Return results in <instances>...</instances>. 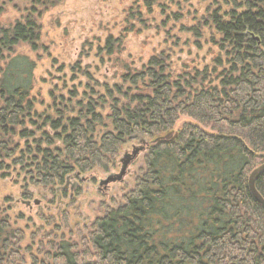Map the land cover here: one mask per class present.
<instances>
[{"label":"trees","instance_id":"obj_1","mask_svg":"<svg viewBox=\"0 0 264 264\" xmlns=\"http://www.w3.org/2000/svg\"><path fill=\"white\" fill-rule=\"evenodd\" d=\"M21 1L26 16L9 28L0 22V171L11 162L34 186L54 190L71 175L111 173L133 139L147 150L133 188L101 204L73 240L40 243L33 264H264V206L249 188L264 164V0H229L227 12L219 7L183 28L197 47L204 40L216 49L203 70L175 76L166 52L141 71L126 65L121 84L103 85L96 99L53 101L56 116L42 119L37 138L27 130L38 126L35 64L16 48L36 49L39 9L61 0ZM159 1L144 8L152 13ZM128 19L145 23L138 12ZM124 38H109L108 48ZM182 118L192 122L177 127ZM31 138L22 150L21 139ZM255 187L264 200V174ZM24 241L0 205V264H26Z\"/></svg>","mask_w":264,"mask_h":264},{"label":"rangeland","instance_id":"obj_2","mask_svg":"<svg viewBox=\"0 0 264 264\" xmlns=\"http://www.w3.org/2000/svg\"><path fill=\"white\" fill-rule=\"evenodd\" d=\"M145 1L61 0L52 8L39 9L43 13L38 19V46L33 49L24 43L16 48L17 54L35 64L31 99L36 114L33 122L38 126H27L33 138L42 133L36 130L45 116L55 118L53 101L62 102L64 107L69 100L86 103L90 98L96 99V94L104 92L103 85L112 88L114 84H121L120 76L126 65L141 71L161 52L170 56L168 64L175 76L193 68L203 70L209 65L216 49L206 45L204 40L202 47H197L192 33L183 28L197 26L209 11L219 7L227 12L229 0H160L152 13L144 8ZM27 6L21 0H0L2 25L13 26L26 16ZM130 11L140 13L144 25L128 19ZM174 16H180L181 20L175 21ZM132 26L134 31L126 35L124 31ZM124 36L121 45L108 48L109 38L115 41ZM185 122L192 121L182 118L177 127ZM43 130L50 132L49 128ZM33 138L27 142L21 139L20 148L31 147ZM143 144L140 139L128 143L120 154L118 167L111 173L96 170L86 175H71L65 184L54 190L34 186L26 172H21L22 167L7 163L10 169L0 171V205L15 228L25 234L22 246L28 248L26 264H33V257H42L38 253L40 243L46 244L50 236L51 239L63 236L73 240L77 232L89 227L101 215V204L111 205L112 199L118 202L133 188L147 150L129 165L121 182L106 186L100 182L119 174L124 156Z\"/></svg>","mask_w":264,"mask_h":264},{"label":"water","instance_id":"obj_3","mask_svg":"<svg viewBox=\"0 0 264 264\" xmlns=\"http://www.w3.org/2000/svg\"><path fill=\"white\" fill-rule=\"evenodd\" d=\"M172 134L166 136L165 138H163L164 140H167L171 137ZM145 150V146L142 145L138 148H135L131 154H126L124 156V159L121 160V171L119 174L117 175H110L106 180L101 181L100 185H108L110 183H116V182H121L123 180V178L125 177V175L127 174L129 165L137 158V156ZM264 174V164H262L261 166H259L258 168H256L250 175L249 178V188L250 191L252 193V195L254 196V198L256 199V201H258L260 204H262L264 206V200L260 197V195L258 194L256 187H255V183L258 180V178Z\"/></svg>","mask_w":264,"mask_h":264}]
</instances>
